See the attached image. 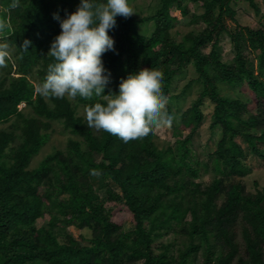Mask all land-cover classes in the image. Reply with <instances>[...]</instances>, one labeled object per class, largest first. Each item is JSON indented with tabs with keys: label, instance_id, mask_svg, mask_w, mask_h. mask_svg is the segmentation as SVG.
<instances>
[{
	"label": "trees",
	"instance_id": "trees-1",
	"mask_svg": "<svg viewBox=\"0 0 264 264\" xmlns=\"http://www.w3.org/2000/svg\"><path fill=\"white\" fill-rule=\"evenodd\" d=\"M79 2L19 0L13 6L0 0V38L10 45L0 66V124L10 123L0 128V264H264V188L249 192L242 181L251 172L244 162L249 154L264 160V26H242L237 11L246 2L259 16L261 5L160 0L149 16L118 15L109 30L114 50L102 56L110 72L103 94L41 97L33 79L41 83L54 62L50 43ZM193 9L190 21L202 30L178 38L179 15ZM224 35L234 47L231 63L219 52ZM25 39L30 45L20 48ZM189 66L196 77L173 95L176 78ZM151 71L163 76L172 143L161 146L155 129L125 144L87 127L79 108L106 103L123 78ZM194 84L197 98L174 111L172 104ZM221 86L247 97L223 95ZM207 101L213 105L210 163L197 160L193 150ZM54 123L75 138L31 168ZM202 169L214 174L209 184L200 181ZM95 175L108 181L105 197L93 185ZM122 212L133 225L128 231L115 218ZM72 227L89 230L90 237L77 239ZM169 235L172 242H161Z\"/></svg>",
	"mask_w": 264,
	"mask_h": 264
},
{
	"label": "clouds",
	"instance_id": "clouds-1",
	"mask_svg": "<svg viewBox=\"0 0 264 264\" xmlns=\"http://www.w3.org/2000/svg\"><path fill=\"white\" fill-rule=\"evenodd\" d=\"M19 0H13V6ZM134 13L129 0H80L76 10L60 20L61 31L50 43L48 54L54 62L35 91L41 97L91 99L101 96L110 79L102 56L114 50L109 30L116 17ZM5 25L0 22V31ZM31 41L19 46L27 49ZM10 45L0 42V66L9 57ZM162 74H129L119 84V91L106 103L96 102L85 109L87 127L103 130L123 143L142 141L156 128L171 127L174 117L166 111L162 95ZM95 174V170H93Z\"/></svg>",
	"mask_w": 264,
	"mask_h": 264
},
{
	"label": "rangeland",
	"instance_id": "rangeland-1",
	"mask_svg": "<svg viewBox=\"0 0 264 264\" xmlns=\"http://www.w3.org/2000/svg\"><path fill=\"white\" fill-rule=\"evenodd\" d=\"M159 2L160 0H129V4L134 11V13H132L131 15H134L139 18L149 16L157 10V8L159 7ZM257 2L261 5L262 8V13L259 16L254 13V11L249 7V5L246 2H240L237 5L238 21L242 26H247L252 29H256L261 26H264V7L262 4V0H257ZM194 11L195 9H193L191 11V14L187 17H181V15H179L180 22L176 26V31H178L179 33L178 38H181L184 34L190 31L202 30L203 25L201 23H192L190 21L193 14L195 13ZM173 13L179 14L176 12ZM234 28L235 26L232 25V29ZM149 29H151V24L149 25ZM0 42H3L2 38H0ZM219 52L221 54L223 61L228 63L232 62L235 53H234L233 44L229 36L227 35L223 36L219 48ZM247 54L249 55L250 52L248 51ZM195 77H196V72L194 68L192 66H189L182 75L176 78L175 83L173 85V95L176 96L189 83V81ZM33 82L36 86L38 85V82L35 79H33ZM198 93H199V85L194 84L192 88L189 89L188 92L183 97L177 99L178 104L176 106L174 104H172L173 106L171 105L172 109L174 111H177V110H184L185 108L189 107L192 104V102H194V100L197 98ZM221 93L223 95H228L232 97H241V98L247 97V95L244 94L239 88L231 89L228 88L227 86H221ZM21 108L25 109L26 105L22 104ZM203 108H204V114L206 116V121L202 125L200 133L196 135V137L194 138L193 150L197 160L201 162L210 163V159L208 158L207 155L212 151L213 146H211V144L208 143V141L210 140L208 126L210 123V115L213 111V105L212 103L207 101L206 105ZM79 114L85 116V108L83 107L79 108ZM9 125L10 123L0 124V128H7ZM173 125L171 127H161L155 129V132L158 137V142L160 143L161 146L173 142L174 140ZM48 133L50 137L47 143L45 144V146L40 151V153L34 157L31 164V168H35L39 164V162L47 155L54 153L57 150H66L68 140L70 138H75L69 132L65 131L63 127L58 123H54L53 128L49 130ZM239 142L246 150L248 149L247 145L243 141L240 140ZM244 162L248 167L251 168V172L242 179L247 190L249 192H256L258 188H264V160H261L260 158L252 154H249ZM213 176L214 174L212 173V171H206L202 169L200 181L204 182L205 184H209L212 181ZM92 182L97 192L102 197H105V190H106V186L108 185V181H106L99 175H95L92 177ZM115 218L118 222L121 223L124 222L125 229L127 231L133 228V225L131 224V221L129 219L130 217L127 213L124 212H122L121 214L116 213ZM68 231L72 233L73 236H75L77 239L80 240H82L80 238V235H83L87 238L90 237L89 230L79 231L76 228L72 227L69 228ZM174 239L175 237L173 235H169L163 238L161 242H172ZM84 243L87 242L84 241Z\"/></svg>",
	"mask_w": 264,
	"mask_h": 264
}]
</instances>
